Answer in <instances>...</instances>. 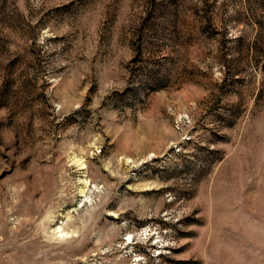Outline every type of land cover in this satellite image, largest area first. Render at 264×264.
<instances>
[{"label":"rangeland","instance_id":"obj_1","mask_svg":"<svg viewBox=\"0 0 264 264\" xmlns=\"http://www.w3.org/2000/svg\"><path fill=\"white\" fill-rule=\"evenodd\" d=\"M0 264H264V0H0Z\"/></svg>","mask_w":264,"mask_h":264}]
</instances>
